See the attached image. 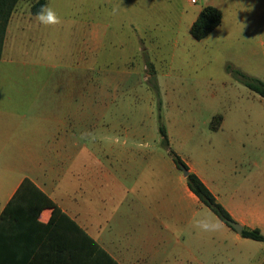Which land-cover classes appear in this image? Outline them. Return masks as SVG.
Instances as JSON below:
<instances>
[{
    "label": "crops",
    "instance_id": "crops-1",
    "mask_svg": "<svg viewBox=\"0 0 264 264\" xmlns=\"http://www.w3.org/2000/svg\"><path fill=\"white\" fill-rule=\"evenodd\" d=\"M87 101L85 94L0 93V264H51L59 249L78 246L82 254L94 243L99 260L117 264H264V240L241 236L189 189L160 144L158 124L156 134L136 115L92 117ZM232 118L242 117L218 113L206 127L163 124L170 148L231 218L264 235V127ZM204 216L223 228L199 231L195 220Z\"/></svg>",
    "mask_w": 264,
    "mask_h": 264
},
{
    "label": "rangeland",
    "instance_id": "rangeland-1",
    "mask_svg": "<svg viewBox=\"0 0 264 264\" xmlns=\"http://www.w3.org/2000/svg\"><path fill=\"white\" fill-rule=\"evenodd\" d=\"M36 1L20 0L8 19L0 93L85 94L92 117L132 114L155 131L159 120L206 127L218 113L264 127V98L233 71L264 81V0H45L63 20L48 27L30 11ZM206 4L221 10L222 21L196 40L190 22ZM59 250L51 264H117L99 260L95 243L82 254L78 246Z\"/></svg>",
    "mask_w": 264,
    "mask_h": 264
},
{
    "label": "trees",
    "instance_id": "trees-1",
    "mask_svg": "<svg viewBox=\"0 0 264 264\" xmlns=\"http://www.w3.org/2000/svg\"><path fill=\"white\" fill-rule=\"evenodd\" d=\"M17 0H0V56L3 47V41L5 36V30L7 26L8 19L11 15L12 9L15 6ZM42 5H45V0H37L31 4L30 11L32 14H36ZM221 21V11L219 8L212 4L204 5L196 18L192 21L189 33L191 36L199 40L205 37L209 32H211L216 26L219 25ZM153 67H149L148 75L149 80L153 90L156 91V85L153 81ZM240 81L247 86L249 89L253 90L261 97L264 98V81L259 78L250 76L238 69L233 70ZM158 133L160 136V144L166 149L168 154L171 156L176 167L180 169V166H184L187 170L188 167L185 162L180 158V156L173 151L169 146V141L166 133L164 124L158 121ZM186 182L189 189L199 198V200L207 206L221 221L230 226L227 220H233L228 213V211L216 200L212 192L206 187V185L199 179V177L188 170L186 176ZM241 236L248 237L255 240H264V235L257 228H247L243 227ZM31 264V263H29Z\"/></svg>",
    "mask_w": 264,
    "mask_h": 264
},
{
    "label": "clouds",
    "instance_id": "clouds-1",
    "mask_svg": "<svg viewBox=\"0 0 264 264\" xmlns=\"http://www.w3.org/2000/svg\"><path fill=\"white\" fill-rule=\"evenodd\" d=\"M36 20L45 27L62 25V18L49 5H42L40 10L36 13ZM195 228L204 233H215L223 228V223L216 219L212 221L209 217L204 216L195 220ZM177 231L176 235H179Z\"/></svg>",
    "mask_w": 264,
    "mask_h": 264
},
{
    "label": "water",
    "instance_id": "water-1",
    "mask_svg": "<svg viewBox=\"0 0 264 264\" xmlns=\"http://www.w3.org/2000/svg\"><path fill=\"white\" fill-rule=\"evenodd\" d=\"M180 169H181V171H182V174H183L184 176H186L188 170H187L184 166H180ZM227 223H228L233 229H235L237 232H239V233L241 232V230H242V226H241L238 222H236V221H234V220H227Z\"/></svg>",
    "mask_w": 264,
    "mask_h": 264
},
{
    "label": "built area",
    "instance_id": "built-area-1",
    "mask_svg": "<svg viewBox=\"0 0 264 264\" xmlns=\"http://www.w3.org/2000/svg\"><path fill=\"white\" fill-rule=\"evenodd\" d=\"M193 2L195 1V0H192Z\"/></svg>",
    "mask_w": 264,
    "mask_h": 264
}]
</instances>
